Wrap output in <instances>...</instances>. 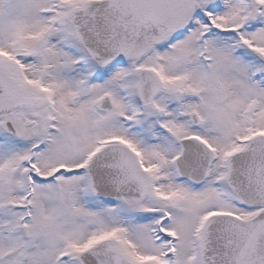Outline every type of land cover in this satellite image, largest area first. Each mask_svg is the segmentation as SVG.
<instances>
[{
  "label": "snow or ice",
  "instance_id": "1",
  "mask_svg": "<svg viewBox=\"0 0 264 264\" xmlns=\"http://www.w3.org/2000/svg\"><path fill=\"white\" fill-rule=\"evenodd\" d=\"M0 264H264V0H0Z\"/></svg>",
  "mask_w": 264,
  "mask_h": 264
}]
</instances>
